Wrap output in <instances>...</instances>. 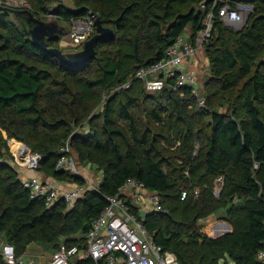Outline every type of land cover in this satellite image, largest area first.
I'll use <instances>...</instances> for the list:
<instances>
[{
  "label": "trees",
  "instance_id": "obj_1",
  "mask_svg": "<svg viewBox=\"0 0 264 264\" xmlns=\"http://www.w3.org/2000/svg\"><path fill=\"white\" fill-rule=\"evenodd\" d=\"M27 1L38 10L28 8L37 17L47 20L53 13L64 26L48 46L61 48L68 20L90 12L114 34L96 45L92 61L69 66L33 43L15 7L0 5V247L10 244L18 257L32 242L54 251L62 244L85 247L83 234L106 208L108 197L136 177L160 195L168 210L147 213L144 224L180 264H231L228 259L264 264L258 256L264 247V0L220 1L218 7L253 6L241 29L223 22L215 9L205 42L212 71L203 94L206 107L198 105L190 88L173 90L174 78L150 92L136 73L163 57L188 27L194 41L214 0H75L73 7L54 0ZM92 63L93 71L78 74ZM126 84L143 88L121 97L116 90ZM98 89L107 92L102 122L91 116ZM140 103L159 129L141 125L134 110ZM116 111L127 118V126L118 123ZM85 121L90 129L76 131ZM3 130L8 138L30 142L47 177L87 185L84 176L57 167L69 144L70 155L75 153L84 166L96 164L103 178L72 206L64 199L48 206L43 198L31 197ZM172 159L181 166L169 172L165 164L171 166ZM200 168L226 177L221 193L199 174ZM236 168L241 174L233 178ZM183 190L189 191L185 200L180 198ZM214 214L226 218L232 231L216 238L202 232L200 220ZM211 231L224 233L229 226L222 223ZM4 262L0 252V264ZM71 264H93V259L75 257Z\"/></svg>",
  "mask_w": 264,
  "mask_h": 264
},
{
  "label": "built area",
  "instance_id": "obj_2",
  "mask_svg": "<svg viewBox=\"0 0 264 264\" xmlns=\"http://www.w3.org/2000/svg\"><path fill=\"white\" fill-rule=\"evenodd\" d=\"M220 1L224 0L213 1L203 21L204 27L197 33L194 41L187 40L184 36L178 37L163 57L137 71L136 78L144 80L148 91L162 90L166 86V81L174 78L173 90L188 87L196 97L198 105L202 107L206 105L196 72L185 68V64L189 58L195 56L198 48H205V42L210 36L215 19V9ZM0 5L30 8L27 0H0ZM201 7L206 8V3H202ZM217 12L219 18L228 25L241 24L243 21V13L238 6L231 7L229 4H224L218 7ZM48 17L58 18L53 13H49ZM97 17H99L97 13L90 12L82 18L68 20L64 40L77 48H83L85 42L96 33ZM61 152L57 167L82 175L76 168L74 157L70 155V145L63 147ZM40 159L39 154L33 160L30 159L33 161L32 166L35 167ZM21 178L24 185L30 188L31 197L43 198L48 206L61 199L72 206L88 187V185H77L72 189L60 191L52 182L27 176ZM219 181H223V177L219 176ZM193 192L196 196L199 195L198 188ZM219 192L215 191L216 194ZM188 194V190H183L181 200H185ZM134 210H137V213H134ZM155 210L168 211L163 207L160 195L150 190L140 179L129 177L118 194L108 197L106 208L84 232L86 246L82 248L77 245L62 244L60 249L53 252L50 264H71L75 257L92 258L93 264H180L176 254L157 243L144 224L146 214ZM0 252L5 258L3 264H25L22 257L15 255L14 248L10 244L3 243ZM258 256L264 261V247L259 250Z\"/></svg>",
  "mask_w": 264,
  "mask_h": 264
},
{
  "label": "rangeland",
  "instance_id": "obj_3",
  "mask_svg": "<svg viewBox=\"0 0 264 264\" xmlns=\"http://www.w3.org/2000/svg\"><path fill=\"white\" fill-rule=\"evenodd\" d=\"M82 1V0H79ZM85 1V0H83ZM55 2H61L64 3L65 5L69 6V7H73L75 5V0H54L53 3ZM50 4L49 8H51V6L53 5ZM248 5L249 3H245V2H240L237 6L241 9L242 13H243V21L241 24H231L230 26L235 27L236 29H241L244 27V25L246 24V22L248 21V19L250 18L252 11H253V7H249V6H243V5ZM30 7L33 8L35 11L38 12V10L36 9V7L32 4H30ZM40 14H42V12H39ZM49 14V13H48ZM48 18H52V17H48ZM55 19V18H54ZM67 25V24H65ZM62 49L65 52H76V51H80L82 48H77L75 47V45L73 44H68L65 40L64 37H62ZM195 63H196V67L194 70V72H196L198 79H199V85H200V91L201 94L205 95L208 92V85H207V81L209 80L210 76H211V69H210V63H209V59L206 55L205 52V48H201L199 49L198 52H196L195 56ZM208 59H206V58ZM95 63H92L90 65V67L78 74H82L86 71H93V69H95ZM190 70V69H189ZM131 84H126L123 85L122 87H120L118 90H116L117 92L120 93V96L123 97L124 95H122L123 92H130L132 94H138L141 89L143 88L141 86V84H137L135 85L133 88ZM98 104L97 106L91 111V116H94V118L97 119L98 122H102L103 120V114H104V110H105V104L107 102V92L102 90V89H98ZM206 107V106H204ZM144 108V103H140L138 105V107H135L134 110L136 111L137 116H139L140 121H141V125H147L150 126L151 128L154 129H159L158 125H154L151 123V119L149 118V116L147 115L146 111H143ZM220 111H223L224 109L222 107L219 108ZM97 116V117H95ZM113 116L116 118V120L118 121L119 124H123L125 126H127V118L123 117L118 111H116ZM208 120H210V114H207L204 118V121L207 122ZM79 128L76 129V131H82V130H88L90 129V124L87 123L86 121L83 122L82 124H80L78 126ZM208 133V127L203 129L202 132V137L199 141V146L202 148L205 144V135ZM3 134L5 138H8L7 133L5 130H3ZM8 145L11 149V152L13 154V165L15 166V168L17 170H19L20 172V176L24 177L27 176L28 178H36L38 180L41 181H47L48 177L43 173V171H41L40 169V165L39 162L37 163V165L32 166L33 163V159L35 158V156L37 155V152L31 147L30 142H25V141H21L18 140L17 138H8ZM13 142H19L22 145H26L29 148V151H27L26 153L20 154L19 151L16 149V147L14 146ZM75 161H76V168L77 170L82 174V176H84V178L86 179V181L89 184V187H95L96 185H98V183L100 182V180L103 178L102 177V171L98 168V166L96 164H91L88 163L86 166H84L83 164H81L78 160V156L75 155V153L72 154ZM31 156V161L27 160V157ZM169 162V161H168ZM171 166H169L168 163L165 164V169L167 171H171V169H177L179 170L180 166H181V162H179L176 159H172L171 161ZM199 174L204 177V179L206 180V182L210 183L213 188L215 189V191H220V193L223 191L226 183L228 180H226V177H223V181H219V175H213L211 173H208L205 171L204 168H200L199 169ZM240 170L239 169H233L231 172V176L233 178H238L240 176ZM230 177V176H229ZM231 179V178H230ZM193 183H195L193 181ZM190 185V184H189ZM191 186V185H190ZM58 188V187H57ZM198 188H201L200 186ZM59 189V188H58ZM60 191H66L68 190V188H64V189H59ZM218 200H220L219 198H217ZM226 224L229 223L227 221L226 218H222L221 216H217V215H211L207 218L201 219L200 220V224L202 227V232L206 233L208 237L210 238H216L217 234H213L211 231L212 227H218L219 224ZM230 224V223H229ZM231 225V224H230ZM232 227V226H231ZM233 229V228H232ZM221 231H218L217 233H220ZM225 233V232H224ZM223 235V233L221 234ZM60 249V248H59ZM228 261H230L231 264H233V262L231 261V259H228Z\"/></svg>",
  "mask_w": 264,
  "mask_h": 264
},
{
  "label": "water",
  "instance_id": "obj_4",
  "mask_svg": "<svg viewBox=\"0 0 264 264\" xmlns=\"http://www.w3.org/2000/svg\"><path fill=\"white\" fill-rule=\"evenodd\" d=\"M243 6L253 7L251 4ZM16 17L24 18L20 20L24 28H27L33 43L38 45L42 50L59 59L60 62L69 66H80L96 57V45L113 36L114 31L110 27H106L101 22L100 18H96V33L89 38L83 48L76 52H65L59 47L48 46V41L57 40L59 35L64 30V26L54 18L47 20L40 19L28 8H13ZM28 26V27H27ZM231 230L223 234L229 233ZM222 233H217L216 237Z\"/></svg>",
  "mask_w": 264,
  "mask_h": 264
},
{
  "label": "crops",
  "instance_id": "obj_5",
  "mask_svg": "<svg viewBox=\"0 0 264 264\" xmlns=\"http://www.w3.org/2000/svg\"><path fill=\"white\" fill-rule=\"evenodd\" d=\"M183 36L187 40L190 39V36H191L190 27H188L186 29ZM199 49H201V48H198V51H199ZM194 58L195 57L189 58V60L185 64V68L190 69V70L195 69L196 63H195ZM47 181L52 182L59 189L68 188V190H69V189H72L75 186L79 185L78 183L73 182V181L72 182H70V181H59V180L54 179L53 177H48ZM87 185L89 186L88 182H87ZM226 224L229 226V230L232 231L231 225L229 223H226ZM53 252H54V249H52V248L45 247V246H43L37 242H32L28 245L26 252L22 256V260L25 264H50V258L52 256Z\"/></svg>",
  "mask_w": 264,
  "mask_h": 264
},
{
  "label": "bare ground",
  "instance_id": "obj_6",
  "mask_svg": "<svg viewBox=\"0 0 264 264\" xmlns=\"http://www.w3.org/2000/svg\"><path fill=\"white\" fill-rule=\"evenodd\" d=\"M14 146L16 147V149L19 151L20 154L26 153L27 151H29V148L25 145H22L19 142H13ZM28 153V152H27ZM30 157H27V160H30Z\"/></svg>",
  "mask_w": 264,
  "mask_h": 264
}]
</instances>
